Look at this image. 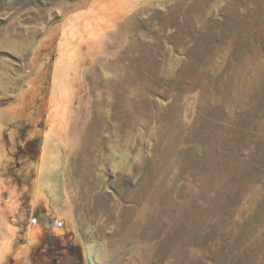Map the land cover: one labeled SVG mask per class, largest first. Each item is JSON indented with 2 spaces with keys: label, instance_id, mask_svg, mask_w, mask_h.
I'll return each mask as SVG.
<instances>
[{
  "label": "rangeland",
  "instance_id": "rangeland-1",
  "mask_svg": "<svg viewBox=\"0 0 264 264\" xmlns=\"http://www.w3.org/2000/svg\"><path fill=\"white\" fill-rule=\"evenodd\" d=\"M0 264H264V0H0Z\"/></svg>",
  "mask_w": 264,
  "mask_h": 264
}]
</instances>
